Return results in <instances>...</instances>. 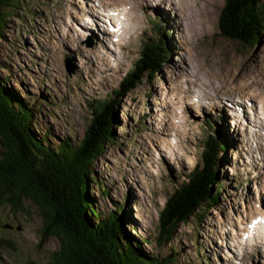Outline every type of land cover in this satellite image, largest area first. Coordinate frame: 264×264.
Instances as JSON below:
<instances>
[{"label":"rangeland","instance_id":"374dc122","mask_svg":"<svg viewBox=\"0 0 264 264\" xmlns=\"http://www.w3.org/2000/svg\"><path fill=\"white\" fill-rule=\"evenodd\" d=\"M22 1L24 10L9 13L0 35V82L5 83L7 94L17 97L31 112L33 132L44 137L52 149L67 141L73 147L81 142L91 125L88 104L109 99L134 67L147 40L162 39L168 45L161 72L151 81L145 80L116 107L114 140L92 166L96 182L89 183L88 195L99 220L116 214L122 206L120 232L132 237L147 260L264 264V241L260 240H264V226L259 227L263 234L254 246L239 242L247 221L258 215L260 205V212L264 210V130L250 133L254 125L248 109V114H243L244 110L237 112L221 101L237 94L227 90L231 86L238 91H247L248 84L264 86V37L253 48L224 39L218 19L225 0L198 1L200 10L207 1L209 25L203 34L191 35L190 45L186 36L181 44L169 7H164L168 12L164 18L157 15L156 0H139L142 24L128 33L133 24L128 25V19L122 17L128 29L121 36L122 46L110 44L96 33L92 20L88 26L83 22L93 18L97 6H111L109 0ZM123 9L118 10L123 11L121 15ZM97 14L105 17L102 12ZM184 23V35H188V16ZM101 30L98 23L97 31ZM191 69L205 82L233 84L226 86L230 93L204 100L203 107L198 103L201 90L185 79ZM224 111L230 112L233 121L224 118ZM247 126L255 150L247 142ZM214 131L227 143L226 153L220 155L218 206L202 220H198L201 212L189 219L169 242L157 244L163 209L190 169L200 164L206 136ZM22 205L21 212L13 213L0 204V264H50L59 242L51 237L41 243L39 209L27 200Z\"/></svg>","mask_w":264,"mask_h":264},{"label":"trees","instance_id":"16d2710c","mask_svg":"<svg viewBox=\"0 0 264 264\" xmlns=\"http://www.w3.org/2000/svg\"><path fill=\"white\" fill-rule=\"evenodd\" d=\"M23 4L0 0V35L9 13ZM220 13L218 30L224 39L244 48L262 41L264 0H225ZM168 52L162 39L144 43L139 59L109 99L88 104L91 125L74 147L68 141L59 148L48 146L33 132L31 112L0 82V204L13 213L23 210L24 200L38 207L43 224L40 242L51 237L59 242L50 264H168L145 259L132 237L121 234L122 206L100 221L88 195L89 183L96 182L92 166L114 140L116 107L161 72ZM226 151L219 132L206 136L200 164L190 169L163 209L157 244L169 242L189 219L201 212L198 220H202L218 206L220 155Z\"/></svg>","mask_w":264,"mask_h":264},{"label":"bare ground","instance_id":"6f19581e","mask_svg":"<svg viewBox=\"0 0 264 264\" xmlns=\"http://www.w3.org/2000/svg\"><path fill=\"white\" fill-rule=\"evenodd\" d=\"M111 5H116L117 12L119 10L120 7H124V15H121L120 12H118L119 14V20H120V24L121 25H125L124 22L122 21L123 18L122 17H126L128 25L129 24H133L132 27L128 28L130 31L128 33H131V31H134L136 29H140L138 25L142 24V14H143V10L140 7V2L139 0H133L135 2H124L125 3H121L119 2V0H109ZM132 1V0H131ZM198 1L200 0H156V2H158V5L156 7H158L159 11L166 16L168 14V12H166V9L164 10V7L167 6L169 7V9L171 10L172 14H170L173 18V22H174V26L177 27V29L179 30V33L181 34V44H183L184 42V37L186 39V42L188 45L192 44V37L194 36H199L201 34L204 33V31L207 29L208 25H209V13H207V1L206 3L202 6L201 10L199 8H197L198 6ZM205 6V7H204ZM103 7V6H101ZM127 7V9H125ZM95 12V11H94ZM202 13V14H201ZM126 14V15H125ZM186 16H188V31L189 32L188 35H184L185 30H187V23H186V28H185V23H184V18L186 21ZM88 26V23H86ZM90 24V23H89ZM92 26L95 27V32H98V21L96 20H92ZM112 26H115L114 23H112ZM113 32H115V27H112ZM119 28V26L117 27ZM128 30L125 27H121V29L118 31L117 33V43L119 42L120 45L118 46H122V38H121V34L125 33L126 30ZM112 32V33H113ZM127 32V31H126ZM99 33V32H98ZM100 43H102V41L99 40ZM117 46V45H116ZM186 55V54H185ZM260 74V73H259ZM182 78V77H181ZM185 79L187 81L188 84H191L193 86L198 87L201 91L199 94V100L198 103L199 104H203L204 100H217V97L222 95V96H227V94L231 93H235L237 92L238 95H242L246 97V101H242V106H238V105H232L233 108L235 110H237V112H239L240 110H243L247 108L249 111V114L252 117L253 120V128H255L254 130L251 129V132L254 135L256 132V129H263L264 130V86H260L259 83L250 86L251 84H248L245 89L247 91H238V89H236V87H233V91L230 92H226V86H231L233 84H230L229 82H224L221 81L222 84H218L214 81H209V82H205L202 78V76L199 75V73L196 71H194L193 69L190 70V74L188 76H185ZM248 80V79H247ZM245 81V80H244ZM249 82V81H248ZM256 82V80H255ZM254 82V83H255ZM241 83V82H240ZM243 83V82H242ZM239 84V83H238ZM242 85V84H241ZM238 88V86H237ZM191 89V88H190ZM244 89V87H243ZM245 92L247 94H245ZM192 94V93H191ZM232 95V94H231ZM230 94L228 96H231ZM248 103V104H247ZM216 104H218V102L216 101ZM247 105V106H246ZM204 107V104L202 105ZM257 106H259V111H256ZM257 117H259L257 119ZM254 119H255V123H254ZM258 122H257V121ZM251 134V135H252ZM260 134V133H259ZM257 138H261V137H257ZM253 141H255L254 139H252ZM264 207V204H263ZM252 220L255 221H260V219L258 218V215L254 216V218ZM261 222V221H260ZM258 222L257 225L260 223ZM259 229V228H258ZM257 229V230H258ZM262 237V236H261Z\"/></svg>","mask_w":264,"mask_h":264},{"label":"snow or ice","instance_id":"6c2138e0","mask_svg":"<svg viewBox=\"0 0 264 264\" xmlns=\"http://www.w3.org/2000/svg\"><path fill=\"white\" fill-rule=\"evenodd\" d=\"M258 222H260V221H254L252 226H254V225H255L256 223H258Z\"/></svg>","mask_w":264,"mask_h":264},{"label":"water","instance_id":"95a60500","mask_svg":"<svg viewBox=\"0 0 264 264\" xmlns=\"http://www.w3.org/2000/svg\"><path fill=\"white\" fill-rule=\"evenodd\" d=\"M71 72H72L71 69H69V70L67 71L68 74H70ZM7 228H9V227H7Z\"/></svg>","mask_w":264,"mask_h":264}]
</instances>
